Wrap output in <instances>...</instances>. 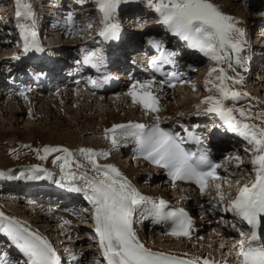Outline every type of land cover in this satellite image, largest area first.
Returning a JSON list of instances; mask_svg holds the SVG:
<instances>
[{
  "label": "snow or ice",
  "instance_id": "snow-or-ice-1",
  "mask_svg": "<svg viewBox=\"0 0 264 264\" xmlns=\"http://www.w3.org/2000/svg\"><path fill=\"white\" fill-rule=\"evenodd\" d=\"M125 2L126 0H96L99 11L103 14V28L99 35L105 40L118 36L120 25L118 22H113V18L119 5ZM146 2L150 9L160 15L159 22L173 35L187 42L188 47L198 50L217 63L227 61L229 67H232V55L235 54V63L242 64L239 54L243 51L244 32L237 27V22L233 17L223 14L210 0H146ZM33 15L30 4L25 0H15L17 21L28 20ZM17 27L24 40V50L27 52L35 47L39 51L36 32L25 23H18ZM150 43L158 49L161 48L159 42L150 41ZM172 55L174 54L162 52L159 62L171 63L170 56ZM151 63L156 67L158 61L153 60ZM217 71L219 75L216 76V80L219 83L213 84V87L219 92L220 98L210 95L202 103L209 105L205 109L207 113H215L219 116L226 125L227 131L237 133L252 146L251 150L254 155L251 164L255 174L254 180L241 187L235 198L227 201L228 207L221 210L232 212L252 229L247 241L245 239L238 241V254L242 258V264H264V248H256L252 245V242L258 239L256 229L264 220V112L255 117L260 120V123L254 124L249 122L253 117L244 109L226 107L224 100H238L242 94L238 91H231L227 87L226 81L233 78L227 76L223 68H212L209 77ZM234 82L242 83V78ZM151 83V81L136 82L132 85L128 95L132 98L133 104H139L148 112H158V99L151 91ZM206 83H212V80L209 79ZM237 112L239 118L235 115ZM145 128L146 125L139 123L118 124L106 130L105 135L107 137L111 134L114 147L117 145L118 130L122 135L135 137L140 151L145 154V159L167 169L173 182L187 180L195 183L200 188L201 194L208 187L209 179L219 178L215 172L218 165H214L205 152L199 154L186 152L181 147L182 142L160 129L159 124L147 132ZM42 151L44 155L40 156V159H45L54 152L65 153L66 158L57 157V160L63 159L64 161L61 164V179L67 178L70 181L79 179L83 182V187H73L72 190L82 191L94 209L95 233L107 264H200L199 258L185 260L163 252H153L139 241L132 229V215L142 204L151 205V214L163 219L171 218L174 221L175 227L171 232L173 236L190 237L192 221L182 208L164 213L165 202L163 200L156 203L142 196L115 166L110 164L101 166L95 162V156L107 157L108 153H95L91 149H80L81 154L89 159L92 170L97 175L89 176L87 173H81L77 176L75 172H65L66 166L71 162L68 158L72 156L68 149L46 146ZM235 159L240 158L237 156ZM77 167H83V165L78 164ZM31 171L33 174L25 178L46 179L51 177V174L47 172L44 176L36 175V172L45 171L39 166ZM23 175L21 173V177ZM216 188L217 196L210 202L224 203L225 196L220 191L221 185H216ZM0 232H3L26 257L23 264H60V258L46 237L30 230L15 218L6 217L3 212H0ZM240 235L243 237L245 233L241 232ZM72 259L77 258L73 256ZM0 264H7V261H0ZM202 264H214V262L205 259Z\"/></svg>",
  "mask_w": 264,
  "mask_h": 264
},
{
  "label": "bare ground",
  "instance_id": "bare-ground-1",
  "mask_svg": "<svg viewBox=\"0 0 264 264\" xmlns=\"http://www.w3.org/2000/svg\"><path fill=\"white\" fill-rule=\"evenodd\" d=\"M1 1H4V0H0V2ZM88 1H90V0H87L86 2H88ZM86 2H83L84 3L83 6H81L82 4L80 5L82 12L87 14L91 11L93 12L96 9V11H97L96 14H98L99 10H97V7L93 6V4H91L89 2L87 4H85ZM262 2H263V0L258 1L256 3V6L259 3L261 5ZM95 3L96 2H94V4ZM1 6L2 5L0 4V7ZM134 6H136V5H134ZM2 10H3V8H2ZM133 10H135V9H133ZM91 13H89V14H91ZM146 14H149L148 16H150L151 14H153V12L151 13V11H147ZM88 15H86V16H88ZM153 15H155V14H153ZM84 19H88V18H84ZM151 19H152V21L150 20L151 23L148 22L146 24V22L144 21L146 25H144V27L142 28V31L138 34V36L143 37L145 39L153 40V41L156 38H160V39H162V42L166 46H170L173 43H177V41L180 40L179 37H176L175 35H173L171 32H169L166 29V27L164 25H162L159 22L161 17H159V18L152 17ZM27 21L30 23V26H32V28L36 32V25H35V23H33L31 21V18L28 20H22V23H26ZM66 31L69 34V43L73 41V39H70V37L74 38V41L72 43H70V45L72 44L71 47L79 50L80 55L77 56V58L79 60L78 62L79 63L83 62V65L89 64L88 63L90 61L89 58L92 56H95V54H96V51L94 50L96 43H97V42H95V40H96L95 38H97L99 36L100 29H97L93 32H86V33L84 32L85 34L97 33V36H95V38H94L95 40L92 37H87L85 39H82L83 37L79 36V35H81L80 33H82L84 31V30L82 31V29H71L70 31H68V29H66ZM72 33H75V35L78 37L77 38L73 37ZM259 33H260V31H258V30L255 31L256 36L259 35ZM256 40L264 41V36L261 35L260 38H257ZM242 41H243V51L240 53V55H241L240 57L242 59V64L238 65L235 63V54H233L232 55V61H231L232 67L228 66L227 61H224L221 63H217L216 61H214V63H213L214 65L212 67V68H217V69L223 68L225 70L227 76L233 78L232 80L226 81L227 87L231 91H238L241 94L243 92V86L245 88V85L247 84L246 82L248 79V76L246 75V71L244 70V66L247 65V60L245 61L244 55H245V52L248 50V48H247V42L243 38H242ZM47 48H48V46H47ZM256 51H257V49H256ZM68 52H71L70 48H69ZM183 52L184 53L182 55V58H183V60H186L189 62L188 64L190 66H192L191 70H193L194 67L198 66L199 61H203L205 58L206 59L209 58V57L205 56L203 53H201L198 50L193 49V48H189L187 50V52H185V51H183ZM15 53H16V51H15ZM262 53L264 54V51H262ZM4 57L5 56H3L2 58H4ZM53 58L51 57V59H50L51 62L55 61ZM86 60L88 61L87 63L85 62ZM61 62H63V61H58V64H61ZM7 64L8 65H6V68H11L12 66H15L13 62L10 64L8 62ZM263 67H264V65H263ZM263 69L264 68H262V70ZM81 70H82V73H89L90 72V68H88L86 70H85V68H82ZM80 75H81V72H80ZM218 75H219L218 71L215 73H212L211 77H209V75H207L206 81L211 79L212 83H205V86L208 85L209 87L210 86L213 87V84H218L219 81L216 80V76H218ZM259 76L260 75H256L255 78L256 77L259 78ZM240 78H242V83H235L234 82V80H239ZM262 79H263V77H262ZM255 84H258V85L263 84V81L257 80L255 82ZM153 87H156V86L151 84L152 93L154 92L152 90ZM211 87H210V89H212ZM130 89H131V87H125L124 84H121L120 88L118 90V93L116 95H111L110 98H108V99L103 98L107 95H104V96L103 95L102 96H96L95 95L94 96V95H90L88 93L86 94V93L81 92V91L77 92L76 90H72L70 88H62L60 86L58 87V90L56 92L54 91L59 96L58 99L57 98L48 99V96H46V95H44V97L39 96V95H43V94H38V93L37 94H33V93L32 94H24V95L19 94L18 97L8 98L5 101L0 102V117L3 119L2 121H0V145H3L5 143L4 138L8 137V136L13 135L12 137L16 138L17 134L24 133L27 136H29V134H30L31 136L36 137L37 134L41 133L42 136L45 137L44 142H46L47 145L54 146V147L66 146L70 149V152L72 153V156L70 158H68L71 161L70 163L77 164V165L78 164L83 165V167H77V165H67L66 166L68 168L67 171L70 170L69 172H75L76 174L78 173V171H83V172H86L89 176H95L97 174L92 170L91 163L89 162V159L84 154H81L80 149H91L95 153L106 152V153H108L107 157L99 156V155L95 156L94 157L95 162L101 166L109 165V164L115 166V168L119 170L121 175L124 178H126L131 183V185L134 186L142 196L149 198L152 201L158 200L157 198H160V199L167 198V195L169 196V194L170 195H177V197L175 196L174 199H181L182 198V196H180L181 194H177V192H175L176 190H174L172 187L168 188L167 186H164L165 184H163V186H162L159 183L158 186H160L161 188L167 189L169 194L167 192H165V190H161V188L158 189V186H155V188L149 187V189H147L145 187L136 186L137 184H139V182H140L139 180H143L145 183L153 184L150 182V180H152L153 177H158V175H154V174L148 172V170H147L148 168H145L144 166H140L139 163H132L131 161L128 162V161H125L126 159H124V163H126V165L118 162L117 155L124 148L121 144V139L122 138H130L131 136L122 135V134H120V132L118 130V133L116 135L117 145L114 147L112 145V142H111V134H109L107 137L105 135L106 130L113 128L114 125H118V124L127 125L129 123H137V122L143 123V122H150V121L157 120V115L154 114L155 112H148L144 108H142L139 104H133V103L129 102L131 104V107H128L129 104H127L126 101L129 99L128 92L130 91ZM262 89H264V87ZM121 90H123L124 92H122ZM137 90L140 91V89H137ZM162 91H163V95H161V96H157L156 93H153V95L156 96L158 99V108L161 111V112H159V117H160V114H161V117H165V116L170 117L173 115V116H177V119L175 118V120H182V121H187V122L198 121V119L195 120V118H197L198 115H190V114L186 113V112H189V109H191V102H193V101H191V99L188 98V96L181 95L183 93L180 92L181 88L179 86H176L175 88H172V89L164 88V90H162ZM174 91H176V92H174ZM177 92H178V94H177L178 99L175 98ZM112 93L115 94V92H112ZM208 94H210L211 96H215L217 98H220V94L216 90V88L209 91ZM71 95H74V96L76 95V98H74V99H75V103L79 104L78 105L79 109H80L79 111L78 110L77 111L76 110H70L69 108H64V105H67L68 99L71 98L70 97ZM173 98L175 99L173 101V103H175V101H177L176 102V104H178L177 109H179V111L185 112L184 116L174 114V112H171L172 107L170 108L171 111L166 109L167 108L166 103L172 101ZM0 101H1V99H0ZM38 101L42 102L39 106L37 105ZM260 102L259 101H251L250 98L244 96L243 94L238 100H232V99L224 100V104L228 108L244 109L251 116L252 115L257 116L258 114L264 112V103L262 101H260ZM99 107L101 108L102 112L96 114L97 113L96 111ZM258 107H260L261 109H259ZM130 108H136V112H135V110L128 111L127 109H130ZM121 112H123L124 115L121 117L117 116V114L121 113ZM138 112L144 113L145 115L146 114L147 115H146V117L139 119V118H137ZM237 114L239 115L238 112H237ZM24 118H30V119L31 118L41 119L42 118L41 122L43 123V125L48 126V129L47 130L45 129L42 131L41 130V129H43V128H41L42 124H40V126H41L40 127L39 124H35V122L34 123H27L24 126H19V125L17 126L16 125V126H14V128H11V126H12L11 124L13 122H15V121L17 122L19 119H24ZM95 119H99L100 121L96 123ZM253 119L251 120V122L254 124H258V122H256V120L258 121V119H256V120H253ZM65 128H68L67 132L72 131V130H76V129H77V132H75V131L72 132L71 136L70 135L64 136L63 133L65 132V130H64ZM97 133H100L102 136L97 134ZM84 134L97 135V137H95V138L101 139V140L98 139L101 142L100 143L101 145H102V142L103 143L106 142L107 147L106 146L103 147L101 145L94 146L92 144L93 142L91 143V141L89 142L88 140H84L83 143L80 145L78 143V140H80L78 135L83 136ZM235 138H237V139H235V143L233 142L234 145L237 144V141L240 142V139H241L239 136H236ZM244 141H245V139H244ZM246 142H247V140H246ZM6 144H9V143L6 142ZM216 145L224 146L225 148L228 145L227 151H224L225 152L224 156L227 155V152L231 147V146L229 147L228 142H226L225 140L224 141L223 140L217 141ZM218 148H220V147H218ZM58 156H59V152H54V153H51L50 155H48V157H46V159L48 161L50 160V164L52 167L50 166L51 168H49V169H47L45 167L44 168L39 167L40 169H43L45 171L36 172L35 174L38 176H44L45 172H47V173H50L51 176L55 175L57 173L56 170L59 169L61 164H62L61 160H57ZM227 156L228 157H226L225 159L228 160V164L231 163V165H229L231 167L233 165L232 162H234V160L233 159L231 160L229 155H227ZM129 160H131V159H129ZM119 161H123V160H119ZM44 165L46 166V164H44ZM7 167L8 166L5 162L0 164V173H3L4 172L3 169H5ZM32 168H35V167L33 166ZM53 170H55V171H53ZM225 170H227V169H225ZM18 171L19 170L17 168H14L12 170V172L9 173L8 181H10V182H6L4 186H2V183H0V191H2V192L5 191L2 188H11L13 191H9V192L13 193V195H14L13 200H16L18 202H19V200H18L19 194L17 195V193L24 192V191H32L34 188L32 190H30L29 187L43 185L44 182L42 180H44L46 182H51V181L57 182V183L60 182L61 185H65V186L61 187L62 188L61 191L66 190V189L71 191L73 187H78V185L76 183L81 182V180H79V179L71 180V181L68 180L66 182H69V183L75 182V183H72L73 186H69L68 183L61 182L58 179H56L57 178L56 176H53L50 178L41 179L39 181L40 183H34V184L29 183L27 185L28 188H26V186H24V184L29 182V181L32 182L34 179H27V178H25L26 176H23V177H20L19 175L17 176ZM226 172L231 175V172H229V171H226ZM247 174L248 173H246V172L241 173V174H238V177L241 181H244L245 184H250L251 178L255 174H254V172H253V174L249 173L250 176ZM78 175H80V173H78ZM28 176H30V175H27V177ZM17 177H20V178H17ZM0 179H4V177L0 176ZM158 179H160V181L162 183V179L161 178H158ZM76 181H78V182H76ZM10 184H12L13 186ZM176 185H179V184H176ZM176 185H173V186H176ZM183 186L186 187L188 185H183ZM214 186L216 187V185H214ZM213 189H214V187H213ZM184 190H185V188H184ZM173 191H174V193H173ZM222 193L225 197H227L225 199H229L232 197L230 195H227L228 192L225 189L223 190V187H222ZM206 194H207V192L203 193L201 195V197H199L200 201H201V198L204 196L209 197V198L217 196L216 194L210 195V196H208ZM186 195L187 194L183 195V198H185V200L187 202L186 205H187V207H190V209H193L194 207L191 205V202H190V198L193 196L189 195V197H186ZM67 202L69 204L71 203L70 205H74V213L76 215H83L85 213V209L81 208L82 206H86V208H89V206L87 204L89 201L87 202V199L85 198V196L83 194H81L80 192H77L73 197H70V199ZM67 202H65L64 204H61L60 207L66 206ZM75 204H79V205L77 206ZM213 204H215L217 206L218 202L217 203L215 202ZM143 205H146L148 208L139 212V208H141ZM55 206H57V205H53V206L43 205V207L39 208V210L36 212H35V208L33 207L32 212H30L31 214L29 215V217L32 218L31 220L33 223H37V222H41V221H43V222L45 221V223L49 222L50 228H52V230H55L57 233V230L62 229V227L61 228L51 227V226H54L53 222L55 220H58L59 222H67L68 219L71 217V215H69L67 213H56L53 210V208ZM90 206L92 207L91 203H90ZM219 207H221L222 209L227 208L224 206L223 203ZM136 209H138V211L135 212L136 215L137 214H139L140 216L143 215V219H142L141 224H139L137 222V220H135V217L133 215V217H132V229L134 232L135 231L137 232V230L141 231V230L145 229L146 225L148 224L146 222V220L152 215L150 204H142ZM4 210L7 211L6 208ZM93 210L94 209L92 207V211ZM217 210L215 212L219 213V210L218 211ZM8 211L6 212V214H8L10 216H12L14 214L13 212L9 213ZM26 212L24 211V209H21V213L28 215V213H26ZM209 212L212 214V211L210 210V207L208 206V209H206L204 211V214H203L205 217V219L203 220L204 222H207V223H208V221L210 222V219L207 218ZM224 212L226 213V211H223V213ZM228 213H229V216L231 218H233L232 220H235V218H234L235 215L232 212H228ZM221 224L219 226V224L217 222V225H215L216 228H218L219 230H222V232L231 233V231L233 229H231L232 225L228 223V220H227V223L225 222L224 225H221ZM79 225L81 226V225H85V224L84 223H80V224L76 223L74 227L79 226ZM86 226H90V225H86ZM200 226H201V223H200ZM50 228L45 227L44 229L43 228L42 229L44 231H46V230H49ZM200 232H201V228L199 227L198 231L195 232V235L199 234ZM232 233H235V229L232 231ZM149 235L152 236L153 238L151 237V240H149L148 242L144 240V242L149 243V245H152V247H154V248H158V249L165 250V251H169V249H170V250L174 251V253L175 252H179V253L182 252V253H180V255L184 254V256H186V257H188L190 255L192 258H199V259H203V260L206 259V260H209L211 262H214V264H231V261H233V260H231L229 262L227 260L228 259L227 257H221V255L218 254L216 248H214L215 247L214 245L211 246V249H208V247H206V245H207L206 242H203V241L198 240V239L195 241H189V240L171 241V237H168L164 234L158 233V234L154 235L150 232ZM150 236H149V238H150ZM144 239H147L146 234H145ZM60 240H61V243H63L65 241L64 238L60 239ZM141 241H143V238ZM159 241L167 242L168 246L162 247V246L157 245V243ZM184 241H188V243L182 244ZM209 250L211 252H209ZM100 253H101V255L99 254V257L101 259H103L102 252H100ZM238 253H239V251H237V255H236L237 257L239 255ZM84 254L85 253L81 252V251H79L78 253L74 252V255L78 257V260L81 258H84ZM233 258L235 259V257H233Z\"/></svg>",
  "mask_w": 264,
  "mask_h": 264
},
{
  "label": "rangeland",
  "instance_id": "rangeland-1",
  "mask_svg": "<svg viewBox=\"0 0 264 264\" xmlns=\"http://www.w3.org/2000/svg\"><path fill=\"white\" fill-rule=\"evenodd\" d=\"M86 1L87 0H74L73 2H76L75 6H80L81 4H82L81 6H83V4H84L83 2H86ZM1 2H0V4L2 6L0 7V10H2V8L4 9L6 7H10L9 9H11V11L9 10V13L4 12L7 15L0 17V59L3 56H5L4 58H2L0 60V62L4 61L7 64L8 62L10 63V61H16V59L19 57L20 52H21V50H19V49L21 48L24 40H23L22 36L20 35V29L17 27L18 23H22V20L17 21V19L15 17V0H4ZM25 2L31 5V9H32L33 13H35L33 5H37V7H38L39 3H40L38 0H25ZM88 2L93 4V6H96L97 10H99L98 4L97 3L94 4V2H96V0H90ZM88 2H86L85 4H87ZM210 2L213 3L218 8V10L221 11L223 14H226L228 16L233 17L234 20L237 22V27L242 29L241 24L244 23L243 19L246 18V16H245L246 3L244 1L242 2L241 0H210ZM132 3H136L135 4L136 6H133L131 8L132 10L133 9L140 10L142 8L140 11L141 12L144 11L145 14L147 11H151V13L154 11V10L152 11L147 6L146 0H126V2L119 5L118 8H120V7L124 8V7H126V5H129ZM80 10H82V9L80 8ZM263 10H264V8H263ZM91 12H89V13H91ZM55 13L57 14L56 15L57 17L55 19V20H57V23L64 22V20H62V19L63 18L65 19L66 15H64V13H60V12H55ZM89 13H87L86 15H88ZM96 13H97V11L95 9L88 16H86V17L83 16V22H81L79 20L75 21V23H77L76 28L82 29V31L84 30L83 32L81 31L82 33H80L81 35H79V36L83 37L82 39H85L87 37H92L94 39L95 36H97V33H95V34H85V33L86 32H93V31L99 29L103 25V14L100 11L98 12V14H96ZM141 14L142 15L139 17V21L144 20L146 22V24L148 22L152 21V19H151L152 17H155L153 14H151L150 16H144L143 12ZM146 15H149V14H146ZM73 16H74V14H73ZM159 16L160 15L158 14V17ZM58 17H61V20H58ZM118 17H119L118 11L116 10V13H115V16L113 19H115V21H117L116 19H118ZM149 17H151V18H149ZM84 18H88V19H84ZM146 20H148V21H146ZM145 22H143V23L145 24ZM25 24L30 26V23L28 21ZM44 25H45V27H43L42 29L45 28V30L47 32H43L42 34H40L41 39L46 40L47 43L50 44L49 46H50L51 52L57 54L58 55L57 57H59L61 59H65V61L70 62L72 60L71 59L72 52H73V56H74V53L77 51L73 47H71L72 44L70 45V43H72L74 41V38L70 37V39H73V41L69 43V34H67L65 32V30L63 28H61V26H64V25H56V26H54V28L52 27L53 29L50 28L51 27L50 22H47ZM30 27L32 28V26H30ZM37 31H38V33L40 32V30H38V29H37ZM72 35H73V37H76V38L78 37L75 35V33H72ZM262 36H264V35H262ZM69 48L71 49V52H68ZM15 51L17 54L15 53ZM245 61H246V59H245ZM213 63H214V61H212V59H210V58H207V59L205 58L203 61H199L198 66L194 67V69L191 71L192 75H193L192 78L194 79L195 84H194V82H192L191 84H189L188 87L181 88L180 92L183 93L181 95L188 96V98H190L191 101H193V102H191V108L192 107H198V106H200V104H204V103H202V101H204L206 97L210 96V94H208V92H209L208 89H210L211 86L210 87L208 85L205 86V83H206V76L209 75V72H210L209 70L213 67V65H214ZM263 65L261 64L260 66L262 68H264ZM261 67L257 69V71H259V74H256V75H260L261 77L259 76V78H257V77L255 78L256 75L253 76L252 73L249 74V78L247 79V82H246L247 84L245 85V88L243 86L242 94L243 95L246 94L244 96L250 98L251 101H259V102L262 101L264 103V89H262L264 87V72H263L264 69L260 70ZM0 68H2V63H0ZM246 75L248 76V74H246ZM262 77H263V79H262ZM257 80H262L263 84H259V85L255 84V82ZM73 87H75L76 90H79L77 92L83 91L85 93H89V91H90L86 86H82V85H76V86L74 85ZM211 88L214 89V87H211ZM155 91L157 92V89ZM55 92H56V90H55ZM55 92L54 91L45 92L44 95L48 96V99H52V98L58 99L59 96ZM117 93L108 94L107 96H105L103 98L108 99V98H110L111 95H116ZM94 94H97V93H94ZM177 94H178V92L176 93V96H175L176 99H178ZM97 95H100V94L98 93ZM70 97L71 98L68 99L67 105H64V108H69L70 110H76V111L78 110L79 111L80 110L79 106H78L79 104L75 103V99H74V98H76V95L75 96L71 95ZM130 98L131 97H129V99L126 101L127 104H129L128 107H131L130 103H132V100H131L132 98L131 99ZM5 100L6 99H3L0 102H3ZM174 100L175 99L173 98L172 101L166 103L167 104L166 109L170 110V108L172 107V109H171L172 111L170 110L171 112H174V114L184 116L185 112L179 111V109H177L178 104H176L177 101H175V103H173ZM41 103H42L41 101H38L37 105L39 106ZM258 108L261 109L260 107H258ZM127 110L128 111L135 110V112H136V108H130ZM96 112H97L96 114L102 112L101 108L99 107ZM123 115H124L123 112L117 114V116H120V117ZM144 115H145L144 113L138 112L137 118L141 119ZM157 115H158V113H157ZM235 115H237V117H239V115L237 113H235ZM253 116L254 115H252V117ZM157 117H159V115ZM160 117H161V114H160ZM164 118H166V120H167V118H169V116H167V117L165 116ZM41 119H39V118L38 119H34V118L19 119L17 122L15 121L11 124L12 125L11 128H14V126H16V125L17 126L18 125L24 126L27 123H34L35 122V124H39V126H40V124H42V127L40 126L41 128H43V129H41L42 131L45 129L47 130L48 126L43 125V123L41 122ZM162 119H163V117H162ZM2 120L3 119L0 117V121H2ZM253 120H256V118H254ZM99 121H100L99 119H95L96 123ZM249 122H251V121H249ZM256 122H258V124H259L260 120H258V121L256 120ZM64 130H65V132L63 133L64 136H69V135L71 136L72 132H74V131L77 132V129L72 130V131H68V132H67L68 128H65ZM23 134L24 133L17 134L16 138L12 137L13 135L5 137L4 138L5 143L3 145H0V164L5 162L8 166L7 168L3 169L4 170L3 173H0V176L4 177V179H0V183H2V186H4L6 182H10V181H8L9 173L12 172V170L14 168H17L19 170L17 176L19 175L21 177V173H23L24 174L23 176L27 177V175L33 174L31 171L33 169L32 168L33 166L22 167L24 165H29V164L34 163L35 166H40L39 163H42V164H46V166L44 165L42 168L45 167V168L49 169L52 167L50 164V160L48 161L46 158L40 159V156L44 155V153L42 151V149L44 147H46V146L51 147V148H57V147L47 145L46 142H44L45 137H43L41 133L37 134L36 137H33L30 134H29V136H27L26 134H24V135ZM97 134L101 135L100 133H97ZM78 137L80 138V140H78V143L80 145L83 143L84 140H88L89 142L91 141V143L93 142L92 144L94 146L101 145L100 144L101 142L99 141L101 139L98 138L99 139L98 140L97 138H95V137H97V135L84 134L83 136L78 135ZM6 142H8L9 144H6ZM237 143H238V141H237ZM101 146L107 147L106 142H104V143L102 142ZM232 147H234V146H232ZM58 148H66L70 151V149L66 146H58ZM226 149H228V148L226 147ZM251 149H252V146L249 145L246 141H241V143L238 145V147L229 149L230 153L228 152L227 155H229L231 160L232 159L234 160V162H232V164H233L232 166H234L235 164H240V163L241 164L237 168H235L234 170H226V171L231 172V175H230L231 177L228 176L226 178H223L224 176L223 175L221 176V179H223V181L225 183L224 184L225 186L222 183L223 190L225 189L228 192L227 195L232 196L231 191H234V188L236 185V179L240 180L238 177V174L245 173V172L251 173L249 171H250V169H252V165L251 166L249 165V164H251V162H248V163L244 162V161L240 162L237 159L233 158L234 157L233 155L238 156L241 160H245V161L250 160L251 161L252 157L254 155V153L252 152ZM225 151H227V150H225ZM64 154L65 153H63V152H59V157L66 158ZM227 155L224 157L225 158L228 157ZM119 156L120 155H117L118 162L126 165V163H124V160L119 161V160H121V159H119ZM61 162L62 163L64 162L63 159H61ZM69 165H77V164L70 163ZM229 165H231V163H229V164L227 163V167ZM60 168H61V166H60ZM229 168H230V166H229ZM59 169H57V171H59ZM226 169H228V168H226ZM53 171H55V170H53ZM69 171L70 170L67 171V169H66L65 172H69ZM81 172L86 173L83 171H78V173H80V174H81ZM252 172H253V170H252ZM78 173H77V175H78ZM55 175H52L51 177H53ZM58 175H61V173H58ZM247 175H249V174H247ZM158 178H160V176L153 177V179L150 180L151 183L154 182L153 183L154 185H152V184L149 185V184H144V183L139 182V184L141 183L140 184L141 186L138 184L136 186L145 187L144 185H146V187L155 188V186H158V184L161 183V181H159L160 179H158ZM64 181H68V179L65 178ZM76 182H78V181H76ZM72 183H75V182H72ZM10 185H12V184H10ZM161 185L163 186V182L161 183ZM243 186H244V184H243ZM159 188H161V187L158 186V189ZM2 189H4L5 191H3V192L0 191V212H4V210H1L2 208L5 209V206L3 204H6L8 206H12L14 208L17 205L21 204L22 201L18 202V201L13 200L14 195L12 196L11 194L8 193L9 191H13L11 188H2ZM161 190H165V192L168 193L167 189H165V188H161ZM238 190H239V187H236L235 191L238 192ZM210 191H211V189H210ZM178 192H181V191L179 190ZM80 193L84 195V193L82 191ZM173 193H174V191H173ZM200 195L201 194H199L198 196H200ZM206 195L210 196V195H214V193L207 192ZM170 196H171L170 194H169V196L167 195V198L169 199ZM214 198H216V197L209 198V197L204 196L201 198V201L202 200L204 201L206 199L208 206L210 207V210L212 211V213H215V211L218 209L219 214H220V217L217 214L216 215L213 214V215L209 216L210 222L204 223V226H203V234H204L203 236L204 237L201 236V237L179 238V239H172L171 241H175V240L195 241L198 239V240H201L203 242H206V244H207L206 247H208V249H211V246L214 245L215 247L214 246L213 247L216 248L218 254H220V255H221L220 252L230 253V251H232L234 249L233 247H234L235 243H233V242L236 240V235L223 233V232H221L222 230H216L215 225H217V222H218L219 226L221 223H222L221 225H224L225 222H227V220H228V222H230L233 218H231L229 216V213L227 211H226V213L225 212L223 213V211L221 210L222 208L219 207L221 204L218 203L219 205L216 206L215 204L210 202V201H213ZM225 198H227V197H225ZM87 202H88V200H87ZM87 204L89 206V209L92 211V207L90 206V203L88 202ZM224 206L228 207V205H226V204H224ZM14 211H15V213H19V211H17L16 209ZM9 213H11V212H9ZM21 214L25 215L30 220L32 219L29 217L30 214H28V215H26L24 213H21ZM14 215H16V214H14ZM208 215H209V213H208ZM139 216L140 215L137 214V218H135V220H137V222L139 224H141L142 220H141V218H139ZM17 217H19V216H17ZM90 217H91L90 214L80 216V218L77 219V222H83L86 224H91L93 226L94 225V223H92L93 219H87V220L84 219V218H90ZM220 218H223V219H220ZM19 219H21V218L19 217ZM23 223L28 228L37 230V232H39L44 237L47 234L55 235V233H56L55 231H50V230H46L44 232L39 231L40 226H42L43 229L45 227L50 228L49 222L45 223V221L44 222L41 221V222H37V223H30L31 225L28 224L27 222H23ZM81 226H83V225H81ZM137 232H138V230H137ZM135 233H136V231H135ZM75 234H77V235H75ZM145 234L147 235L149 233L144 232V235H142L143 237H141V236L140 237L143 238V241L145 240L148 242L149 240H151L152 236H150V238H149V236H147L149 238V240L144 239ZM74 236L79 237L78 242H76V240H73V241H68L66 244L68 246H70L76 252L79 250H81V252L85 251V254H87L85 257H87V263L88 264H100V263L104 264L105 263L102 261V259L98 258V256H97L98 255L97 252L99 251L98 250L99 244H98V241L96 238V233L94 231H92V229H90V228H78L77 227V229L74 231ZM185 243H188V241H184L182 244H185ZM228 243H231L230 244L231 246L228 247ZM157 245L162 246V247L163 246L166 247V246H168V243L163 242V241H159L157 243ZM209 252H211V251L209 250ZM189 259H191V257H189ZM80 264H83V263H80Z\"/></svg>",
  "mask_w": 264,
  "mask_h": 264
}]
</instances>
